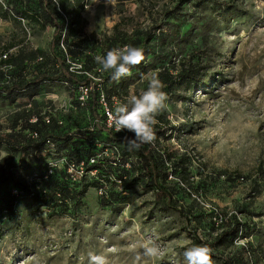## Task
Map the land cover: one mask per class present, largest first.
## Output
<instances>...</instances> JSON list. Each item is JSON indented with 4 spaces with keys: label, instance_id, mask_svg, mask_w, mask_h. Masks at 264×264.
<instances>
[{
    "label": "rangeland",
    "instance_id": "rangeland-1",
    "mask_svg": "<svg viewBox=\"0 0 264 264\" xmlns=\"http://www.w3.org/2000/svg\"><path fill=\"white\" fill-rule=\"evenodd\" d=\"M178 2L82 0L80 40L64 41L56 53L78 79L95 83L92 92L108 97L109 112L146 90L150 74L159 73L168 100L155 132L165 129L166 135L144 147L161 161L170 153L188 155L187 184L169 173L166 186L183 214L162 208L160 194L144 177L146 161L131 151L119 166L118 145L96 127L112 128L117 136L132 133L117 132L100 119L105 106L99 101L93 116L90 97L79 102L80 85L54 80L61 73L49 50L53 27L42 17L41 0H0V54H45L30 66L0 67V89L28 84L27 91L0 93V124L7 129L24 108L36 109L56 139L28 152L22 162L18 152L0 147L8 153L0 173L17 171L31 191L44 194L47 178L39 174L55 173L73 198L65 205H40L30 194L1 184L0 264H89V251L108 253L113 264H185L193 232L212 242L233 218L240 231L212 251L214 264L222 258L264 264V0ZM125 44L142 47L145 58L116 81L94 58ZM185 70H192V81L182 77ZM43 73L48 79L41 80ZM120 178L134 182L133 188L123 191ZM8 193L16 198L11 217L2 203ZM147 237L160 244L161 256L147 258L134 247Z\"/></svg>",
    "mask_w": 264,
    "mask_h": 264
},
{
    "label": "trees",
    "instance_id": "trees-1",
    "mask_svg": "<svg viewBox=\"0 0 264 264\" xmlns=\"http://www.w3.org/2000/svg\"><path fill=\"white\" fill-rule=\"evenodd\" d=\"M189 0H179L178 5L186 4ZM84 4L82 0H76L74 3L69 0H41V11L42 17L47 18V22L51 23L53 27L52 39L50 41L49 50L52 55V59L55 63L59 65V71L61 74L54 77V80H66L69 82L77 83L80 86H86L91 88L89 97L90 105L93 116L96 117L97 108L100 107L98 103L99 93L95 92L92 89L95 87V83L89 78H83L82 80L71 72L67 67L64 66V60L59 59L58 54L56 53V48L64 41L68 39H73V41H79L81 36L80 26L84 24L82 20V12L84 10ZM166 14V13H165ZM63 17V18H62ZM65 18L67 19L65 21ZM35 23H40L38 19H34ZM150 33L148 32L143 39L141 44L146 45L150 39ZM69 45H66L67 54H71L72 51ZM5 56V59L3 58ZM71 56V55H70ZM45 54L37 50L30 51H19L16 55L9 54H0V67L13 68V66L21 67L23 64L28 66L37 62V60H43ZM62 68H61V67ZM135 67V66H134ZM132 67V68H134ZM131 68V69H132ZM1 69V68H0ZM38 70H33V75L37 76ZM2 70H0V76L2 77ZM182 77H187L189 80H193L190 75L193 74L192 70H185L182 72ZM41 80L48 79L45 73L40 77ZM211 80L206 81L204 84H199L198 88L209 86ZM168 88L166 86L164 90ZM28 90V84H25L21 87L11 84L4 86L0 89V93L4 95H12L14 92H22ZM32 95L28 94V98ZM107 102L109 99L105 96ZM104 113V112H103ZM100 119L106 120L105 115L101 116ZM96 129L99 132L106 134L107 140L109 143H115L118 145V157L120 160L122 158L128 157V154L133 151L137 156L146 161V172L145 179L147 185L155 189L161 196V205L164 209H177L178 204L175 200L172 199L171 194L168 192L166 186L169 185L168 177L169 173L177 175L180 179L181 184H187V165L189 163V157L186 153L176 154L170 153L166 157V160L161 161L155 155L147 152L144 145L141 146L138 150H129L124 137L126 136H117L114 134L112 128H107L103 126H97ZM28 131L30 134H35L38 136L39 140H33L31 138H25L24 132ZM52 132H48V125L43 121V117L40 116V112L36 109L29 110L23 109L14 119L9 128L5 129L0 124V147L7 146L9 149L19 153V162H22L27 153L30 152L35 154V152L40 151L41 147L44 145L48 139L56 140ZM157 138L160 136L164 137L165 129H161L155 132ZM68 137V136H66ZM120 151V152H119ZM39 165V164H38ZM125 161L119 162V166L124 167ZM94 166L90 167V170ZM47 178L45 183L46 190L48 194H44L43 190L40 192L31 191V185L21 176L17 171H1L0 173V185L6 183L11 185L16 191L24 192L30 194L33 197L34 203L40 205L51 206L55 204L65 205L68 201H72L71 198L72 192L68 189L67 184H63L57 180L56 174L51 173L50 175L39 174V178ZM64 176L62 177V179ZM121 180V188L123 191H128L133 188L134 182H127ZM81 193L74 194L75 197L81 195ZM16 198L11 195V193L6 194L2 198L3 207L8 211V216L13 215V208ZM47 201V202H45ZM180 214H183L182 208H178ZM185 221L188 222V219L185 217ZM241 223L233 218L231 223L223 229L219 234H217L212 242L202 240L196 232H193V245L206 244L209 246L212 251L220 248L223 244L229 239H235L240 231ZM221 264H232L230 260H225L222 258Z\"/></svg>",
    "mask_w": 264,
    "mask_h": 264
},
{
    "label": "clouds",
    "instance_id": "clouds-1",
    "mask_svg": "<svg viewBox=\"0 0 264 264\" xmlns=\"http://www.w3.org/2000/svg\"><path fill=\"white\" fill-rule=\"evenodd\" d=\"M144 58L142 47L125 44L113 47L105 54L96 55L94 59L101 71L111 72L112 79L118 81L130 75L131 68L143 62ZM165 87L159 73L153 72L150 74L146 90L138 95H131L109 112V120L117 132L132 133V137H124L129 150H138L144 144L155 141L157 116L166 108L168 100ZM7 156L6 151H0V160ZM135 230L140 232L141 226L137 224ZM134 247L141 249L143 256L147 258L154 259L162 255L160 244L151 237L142 238ZM87 255L89 264H113L111 256L104 251H89ZM183 258L185 264H214L212 249L206 244L187 247L183 252Z\"/></svg>",
    "mask_w": 264,
    "mask_h": 264
},
{
    "label": "built area",
    "instance_id": "built-area-1",
    "mask_svg": "<svg viewBox=\"0 0 264 264\" xmlns=\"http://www.w3.org/2000/svg\"><path fill=\"white\" fill-rule=\"evenodd\" d=\"M3 58L5 59V56H3ZM90 91H91V88H88L86 86H80L79 97H78L79 98V102L84 103L86 101V99L88 98V96L90 94ZM98 97H99V99H98L99 103L100 104H103L105 106V116H106V119H107V121L109 123H111L110 120H109V110L107 108V100L103 96V94H100Z\"/></svg>",
    "mask_w": 264,
    "mask_h": 264
}]
</instances>
